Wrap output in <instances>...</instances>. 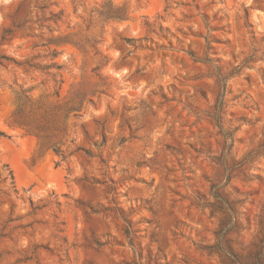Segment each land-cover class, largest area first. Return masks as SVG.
Segmentation results:
<instances>
[{
	"label": "rangeland",
	"instance_id": "rangeland-1",
	"mask_svg": "<svg viewBox=\"0 0 264 264\" xmlns=\"http://www.w3.org/2000/svg\"><path fill=\"white\" fill-rule=\"evenodd\" d=\"M38 2L0 0V264H264V0Z\"/></svg>",
	"mask_w": 264,
	"mask_h": 264
},
{
	"label": "trees",
	"instance_id": "trees-1",
	"mask_svg": "<svg viewBox=\"0 0 264 264\" xmlns=\"http://www.w3.org/2000/svg\"><path fill=\"white\" fill-rule=\"evenodd\" d=\"M34 3V8L44 11L47 10V6H44L38 2V0H31ZM31 3V4H32ZM30 13L33 15L34 10L32 6H30ZM62 13L59 14H50V19L45 21H59L61 19ZM43 20H38L37 22H41ZM58 53L56 51L53 52L54 57H56ZM55 65L50 66V68ZM60 69L61 67H57ZM30 91H27L29 93ZM16 108L11 116L10 125L22 129L26 134L30 136H34L38 140L40 150L44 149H52L61 160L57 163V166L65 162L72 153H67L62 150V139H65L67 136L65 127L63 128V111H66L65 106L61 103H57L55 105L48 104L44 102L42 99H34L26 94L25 92L19 96L16 100ZM77 110L71 108L67 111L65 115L66 120H68L71 114H75ZM77 117V114H75ZM5 136L3 132H0V137ZM60 145V146H59ZM81 150V149H77ZM5 177L0 175V181L6 183L10 180V184L12 189L17 194V189L15 185V179L13 172L6 167ZM30 203L34 205V202L30 199Z\"/></svg>",
	"mask_w": 264,
	"mask_h": 264
}]
</instances>
